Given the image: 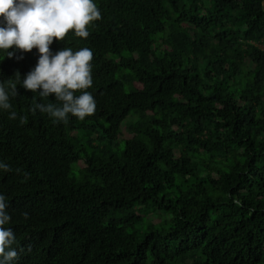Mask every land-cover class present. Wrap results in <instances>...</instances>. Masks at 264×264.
<instances>
[{"label": "trees", "instance_id": "16d2710c", "mask_svg": "<svg viewBox=\"0 0 264 264\" xmlns=\"http://www.w3.org/2000/svg\"><path fill=\"white\" fill-rule=\"evenodd\" d=\"M96 2L51 45L92 49L95 112L54 124L19 85L28 123L0 111L18 264H264V0Z\"/></svg>", "mask_w": 264, "mask_h": 264}, {"label": "clouds", "instance_id": "9594fccd", "mask_svg": "<svg viewBox=\"0 0 264 264\" xmlns=\"http://www.w3.org/2000/svg\"><path fill=\"white\" fill-rule=\"evenodd\" d=\"M102 18L96 0H0V50L6 51L8 58L34 48L38 53L35 67L23 78L19 72L0 78V111L8 112L10 120L19 119L21 125L28 123V116L19 115L11 103L19 96V85L34 94L30 111L47 114L54 124H66L70 117L83 121L92 115L97 107L88 91L93 85L92 49L64 46L53 52L51 45L63 41L70 31L87 39L89 26ZM12 171L9 163L0 160V173ZM23 175L30 178L26 172ZM9 206L7 196L0 192V264H18L19 259L17 237L13 228L7 227L12 221ZM27 215L24 213L25 218Z\"/></svg>", "mask_w": 264, "mask_h": 264}, {"label": "rangeland", "instance_id": "374dc122", "mask_svg": "<svg viewBox=\"0 0 264 264\" xmlns=\"http://www.w3.org/2000/svg\"><path fill=\"white\" fill-rule=\"evenodd\" d=\"M264 48V47H263ZM74 168H76V165L74 166ZM76 170H77V168H76ZM75 174H77V171H76V173Z\"/></svg>", "mask_w": 264, "mask_h": 264}]
</instances>
